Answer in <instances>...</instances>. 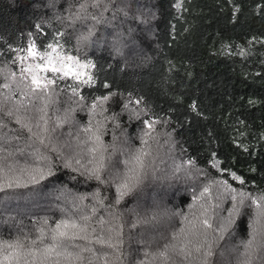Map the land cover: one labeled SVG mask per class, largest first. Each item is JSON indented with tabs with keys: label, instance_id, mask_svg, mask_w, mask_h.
I'll list each match as a JSON object with an SVG mask.
<instances>
[{
	"label": "trees",
	"instance_id": "1",
	"mask_svg": "<svg viewBox=\"0 0 264 264\" xmlns=\"http://www.w3.org/2000/svg\"><path fill=\"white\" fill-rule=\"evenodd\" d=\"M94 1L0 0V70L19 72L15 49L58 41L95 64L94 85L81 86L85 102L115 93L109 106L120 110L125 97L143 98L147 118L161 119L172 133L171 161L116 203V186L105 171L101 183L62 167V155L47 154L60 179L0 191V238H35L44 219L54 226L66 214H90L95 207L93 224L103 217L123 225L121 261L104 249L108 264H159L153 257L181 227L177 213H188L194 190H201L187 160L206 178L253 195L264 192V0H104L87 6ZM89 14L99 23L97 32L81 40L78 31L95 23L85 19ZM0 123V147L12 154L10 161L32 163L39 144L14 119L0 115ZM174 161L183 167L177 170ZM249 224L248 217L238 221L245 239ZM236 233L230 229L215 241L209 264H238Z\"/></svg>",
	"mask_w": 264,
	"mask_h": 264
},
{
	"label": "snow or ice",
	"instance_id": "2",
	"mask_svg": "<svg viewBox=\"0 0 264 264\" xmlns=\"http://www.w3.org/2000/svg\"><path fill=\"white\" fill-rule=\"evenodd\" d=\"M14 52L13 63L19 65V76L11 69L0 70V75H3L5 81L0 88L8 90L6 95L0 98V115L14 119L19 130L27 133V139L31 143L47 146L49 133L54 131L49 125V107L59 103L60 93L68 95L71 103L83 106L86 98L80 94L81 86L94 85L96 77L92 69L95 64L91 60L72 55L58 41L43 48L31 41L26 47L15 49ZM69 81L72 83H68ZM17 94L24 99L5 111L6 101L13 100ZM113 95L115 93L92 97L89 111L95 113L98 107L106 111L104 105ZM142 103L143 98L133 99L129 96V104L140 106ZM124 107L127 109L128 105L125 104ZM21 110L30 111L31 115L21 117L18 114ZM132 114L134 118L139 119L142 112L133 108ZM141 123V147L129 152L123 161L125 171L119 176V182L116 184V203L139 187L149 173L154 171L155 157L151 141H156L159 136L156 125L165 122L153 117L144 119ZM56 126H62L60 117L56 119ZM3 127L0 123V128ZM82 132L86 134L82 144L91 145L86 148L89 156L88 167L84 172L80 171V167L73 168V159L66 160L62 167L103 183L101 172L106 166L107 158L101 139L100 122L97 121L94 128L90 121L88 126L82 128ZM11 156V153H6V150L0 147V191L28 188L45 180L60 179L52 161L38 150L33 154L32 163L21 164L14 159L10 161ZM74 162L78 166L81 165L79 158H74ZM185 164L191 169L195 162L189 159ZM180 167L183 165L178 166L177 170ZM231 175L234 180L244 184L242 178L236 177L234 173ZM213 185L220 186L222 191L213 193ZM192 199L194 203L189 206L188 213H177L181 217V227L172 233L171 242L153 257V262L177 264L178 260L179 264H209L215 241L223 238L235 224L242 209L247 206L254 209V215L249 239L243 242L238 264H255L259 254L264 253V192L253 195L238 191L226 180L212 181L203 184L198 194L194 190ZM223 200H230L232 207L227 210V217L220 218L217 209H222ZM193 208L196 210L192 211ZM96 212L97 208L93 207L90 214H66L54 221V226L44 219L36 229L35 238L26 233L10 239L0 238V264H108V254L103 252L104 249L111 250L116 259L121 261L123 225H112L103 217L93 224L92 219ZM217 220L219 223L214 227ZM98 248L101 250L99 254ZM173 256L177 260H173ZM142 264L149 262L144 261Z\"/></svg>",
	"mask_w": 264,
	"mask_h": 264
},
{
	"label": "rangeland",
	"instance_id": "3",
	"mask_svg": "<svg viewBox=\"0 0 264 264\" xmlns=\"http://www.w3.org/2000/svg\"><path fill=\"white\" fill-rule=\"evenodd\" d=\"M103 1L104 0H97V1L95 0L94 2L96 3H90L87 6L92 7L93 5L96 4H99L98 6H100L101 4H103ZM128 1L129 0H127L126 3L128 4L131 3ZM141 1H143V3L145 2V0H141ZM121 2L123 1L121 0ZM103 10L104 9H102V11ZM135 14L141 17L143 16V15H139L138 11L135 12ZM94 18L98 19L99 17L97 16ZM85 19L89 22L91 21V19L94 21L93 16H90V14ZM94 22L95 23L90 25L89 28L87 26L86 28L78 31V35H80L79 38H81V40H83L84 37L91 38L97 32V25H99V23L97 22V20H95ZM113 22L114 21H109V24ZM106 32L105 33L103 32V34H106ZM89 33H91V35H89ZM105 42L104 41L100 42V44L101 43L104 44ZM100 44L97 43L96 46ZM117 45L121 47L120 43ZM139 52L140 51H138L137 53L140 54ZM17 76H19V72L17 73ZM1 79H4L3 76L1 77ZM4 82H5L4 80H1L0 85H2ZM7 92L8 90H4L0 88V98L4 97ZM21 99L24 98L17 94L13 100L6 101V104L4 105L5 111L13 108L16 102ZM58 99H59V103L51 105L48 109V115L50 117L49 125L51 128H54V131H51L49 133L50 139L47 143V146L39 145L36 150H38L41 154L47 157H49L47 154H52V153L60 154L62 155V160H64V162L68 159H73V168L80 167V169L85 170V168L88 167V159H89L86 148L91 145L86 146L82 144V141L86 138V134L82 132V128L88 126L90 121L92 122V125L95 128L96 122L99 121L102 132L101 139L103 145L105 146L104 154L107 158L105 162L106 166L102 170L103 172L102 175H104V173L106 172L108 174V176L106 175L107 182L116 186V184L119 182V176L125 171L123 161L127 158V154L141 147V136L143 135L142 132L143 125L141 121L144 119H148L146 115V111L141 106L129 104V97H125L123 104L120 107V110H114V106L111 107L112 108L111 109L109 106V102L111 101L109 100L104 105L106 111H102L98 107L95 113H91L89 111L91 102L84 101L83 106L76 105L71 103L68 100V95L64 93H60ZM26 102L27 101L25 100V103ZM125 104L128 105L127 109L124 107ZM133 108H135L136 111L138 112H142L139 119L134 118L132 114ZM67 109H71V111H66ZM18 114L21 117H27L31 115V112L30 111L25 112L24 110H21V112ZM57 117L61 118L62 126L59 127L56 126ZM132 124L136 125L135 130H134V126L133 128H130L131 127L130 125ZM35 130L36 129L34 128V131ZM156 131L157 133H159V136H157L156 141H151L152 151L155 157L154 171H156L157 169L162 170L163 162L167 161L168 159L169 161H171L170 157L171 154H173L172 152H174L173 147L175 146L172 133L166 128V126H164L162 123L157 124ZM74 158H79L81 160L80 166L75 164ZM173 164L179 166L181 164V161H178V163L174 161ZM167 167L169 168V164L167 165ZM154 171L150 172L149 174H153ZM189 172L190 173L193 172L192 176L197 178L196 181H198L201 184V186L203 184H207L212 181H220V180H211L209 178H206L204 175H202L201 172L198 171H192L191 169H189ZM101 179L102 181H104V177H101ZM218 190L222 191V188L218 185H213V193H216ZM193 203L194 202L192 201L190 206L193 205ZM231 207H232V202L230 200H223L222 209H217L218 217L220 218L227 217L228 215L227 210L230 209ZM195 210H196L195 208L192 209V211ZM253 215H254L253 208L247 206L244 207L241 211L240 216L236 218L235 224L230 228V229H236L237 231L236 234L239 236V238H241L238 245L242 247V251H243V242L249 239V233L251 232V221ZM244 217H248L250 222V224L248 225L249 229L247 231L248 238L246 239L244 237L245 235H243L241 232L239 233V228L237 227L238 221ZM217 223H219V220L214 222V227L216 226ZM230 229L226 233H228ZM230 248L234 249L235 246L233 244H230ZM258 259H260V261L257 262ZM258 259L256 260L255 264H264V253H260Z\"/></svg>",
	"mask_w": 264,
	"mask_h": 264
}]
</instances>
